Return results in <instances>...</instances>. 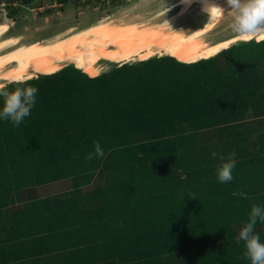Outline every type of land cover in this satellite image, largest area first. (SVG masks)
<instances>
[{
    "label": "trees",
    "instance_id": "1",
    "mask_svg": "<svg viewBox=\"0 0 264 264\" xmlns=\"http://www.w3.org/2000/svg\"><path fill=\"white\" fill-rule=\"evenodd\" d=\"M178 57L150 56L100 74L75 63L82 70L68 65L25 79L38 88L37 103L19 127L0 120V203L23 186L68 177L72 189L61 204L82 212L83 225L97 228V246L113 248L123 264H250L233 225L247 222L251 206L232 193L234 178L204 189L208 162L195 136L214 127L220 142L208 145L225 156L235 150V168L264 152V131L255 153L245 146L263 126L264 41L193 62ZM94 141L105 156L88 161ZM193 153L199 157L190 163ZM93 175L103 184L81 210L76 194ZM263 178L256 170L249 180ZM255 231L264 242V223Z\"/></svg>",
    "mask_w": 264,
    "mask_h": 264
},
{
    "label": "bare ground",
    "instance_id": "2",
    "mask_svg": "<svg viewBox=\"0 0 264 264\" xmlns=\"http://www.w3.org/2000/svg\"><path fill=\"white\" fill-rule=\"evenodd\" d=\"M215 2L223 4L224 0ZM168 5L171 7L166 13L173 14L172 17L162 18L166 14H163L164 8L145 20L88 16L76 25H68L39 39L31 34L9 33V24L1 20L0 78L28 79L40 73L55 72L67 64L79 66L81 60L86 71L98 72L100 64H122L153 54H174L193 62L225 49V44L229 47L240 41L227 29L212 32L223 21H228L230 29V18L225 15L219 21L208 19L201 11L200 0H193L190 6L180 0H172ZM45 29L48 30L47 26Z\"/></svg>",
    "mask_w": 264,
    "mask_h": 264
},
{
    "label": "crops",
    "instance_id": "3",
    "mask_svg": "<svg viewBox=\"0 0 264 264\" xmlns=\"http://www.w3.org/2000/svg\"><path fill=\"white\" fill-rule=\"evenodd\" d=\"M92 180L76 194L81 210L94 203ZM71 189L65 177L7 195L0 203V264H123L113 248L97 246V228L83 225L82 212L61 204L60 197H69Z\"/></svg>",
    "mask_w": 264,
    "mask_h": 264
},
{
    "label": "rangeland",
    "instance_id": "4",
    "mask_svg": "<svg viewBox=\"0 0 264 264\" xmlns=\"http://www.w3.org/2000/svg\"><path fill=\"white\" fill-rule=\"evenodd\" d=\"M72 1L73 0H68L64 3H59L57 0H0V21L4 20L9 24V33L17 32L26 35L31 34L34 35V38L39 39L42 37L49 36L52 32L58 31L59 29H63L68 25H76L81 19H84L88 16L92 18L108 17L111 20H122L124 18H135L134 20H145L151 14L158 12L164 8V0H121L117 3H112L109 0H74V4H72ZM171 1L172 0H166L167 5ZM140 16L143 18H141ZM172 16L173 14L169 16L168 13H166L162 16V18H168ZM63 19H66L64 23ZM227 22L228 21H223V23L221 25H218V28L216 27L217 29L215 28V30H213L212 32L221 33L222 31H225V29H227L226 31H231V29H229V26H227ZM190 25L191 27H193V23H190L189 26ZM39 26L42 27V29H40ZM46 26L48 30L45 29ZM25 27L27 28V30H24ZM178 58L182 59V57L180 56ZM183 60L185 62H188L185 58H183ZM219 60L221 63H223L222 57H219ZM135 61H129L127 63ZM82 63L83 60H81V63L79 65L81 66ZM117 64L119 63L112 62L107 64H100V66L102 67L99 69L98 74L113 68ZM43 74L45 73H40L38 75ZM263 119L264 118H262L261 122V125H263L262 128H259V130H255L253 132H249L248 137H246L248 145L245 146L250 147L253 145V147L248 148L252 151V153H255L256 149L259 147L258 133L264 131ZM195 140L196 145H205L204 147L197 148L198 150H200L197 153L204 155L205 162H208L205 163V165H207L204 175L206 180L204 189L207 190V192H210V188H214V191H218L219 188L223 187V184H221L217 179L215 172V165H217V163L213 164L215 162H213L214 159H212L210 155L213 150V146L208 145H217V143L219 144L220 142H218V137L216 135L215 128L209 127L198 131V134L195 136ZM243 152L244 151H241V153ZM258 154L259 155L256 158L257 160H255L254 157L251 163H246L243 166H238L237 168L233 169L232 175L234 177V182H232L229 186L233 194L244 196L246 199V201H244L247 202L249 206H252L253 204L264 205V178L261 179L259 182L249 180L251 173H255L256 170L264 171V160L262 158L264 152L260 150ZM193 155L194 156H191L189 160L190 163L198 160L197 157L199 156L195 153H193ZM256 161L261 163L262 167H260L259 169L258 167H256ZM98 177L99 175H93V180L91 179L92 185L90 188H92L93 186L95 187L96 185V187H98L100 186V184H103V181H99L100 179H102V177H99V180ZM213 179L215 180V185L211 187V182ZM114 215L119 217L118 214ZM118 217V220H115L119 221L120 219ZM240 227L241 226L237 227L233 225L234 238L238 237ZM165 257L169 258L168 255H165ZM176 260L177 259H175L174 262L167 260L165 264H180V259L178 261Z\"/></svg>",
    "mask_w": 264,
    "mask_h": 264
},
{
    "label": "clouds",
    "instance_id": "5",
    "mask_svg": "<svg viewBox=\"0 0 264 264\" xmlns=\"http://www.w3.org/2000/svg\"><path fill=\"white\" fill-rule=\"evenodd\" d=\"M180 2L190 6L193 0H180ZM200 3L201 11L210 20L219 21L227 15L230 18V29L238 40L243 42H250L254 39L257 42L264 41V0H224L223 4L217 3L215 0H200ZM170 7L164 0L163 14L169 11ZM166 22L169 24L168 21ZM223 47L226 49L228 45L225 44ZM151 56H157V54ZM68 65L71 64L65 66ZM38 91L37 87L27 84L24 78L16 81L0 78V101H2L0 103V120L11 122L13 126L19 127L25 118L30 116L36 105ZM93 149L94 151L89 152L86 156L88 161L104 158L105 152L98 141L93 142ZM210 155L212 159L219 161L215 165L218 181L220 183L231 182L234 178L233 169L236 167L235 150L227 156L215 151ZM189 197L195 199L193 196ZM258 222L264 223V206L253 204L248 214V220L242 223L236 239L237 244L243 242L245 249L243 258H246L250 264H264V242L255 231Z\"/></svg>",
    "mask_w": 264,
    "mask_h": 264
},
{
    "label": "snow or ice",
    "instance_id": "6",
    "mask_svg": "<svg viewBox=\"0 0 264 264\" xmlns=\"http://www.w3.org/2000/svg\"><path fill=\"white\" fill-rule=\"evenodd\" d=\"M0 31H2V30H0ZM0 47H3V45H0ZM0 60H2V58H0Z\"/></svg>",
    "mask_w": 264,
    "mask_h": 264
},
{
    "label": "flooded vegetation",
    "instance_id": "7",
    "mask_svg": "<svg viewBox=\"0 0 264 264\" xmlns=\"http://www.w3.org/2000/svg\"><path fill=\"white\" fill-rule=\"evenodd\" d=\"M81 66H82V64H81Z\"/></svg>",
    "mask_w": 264,
    "mask_h": 264
}]
</instances>
